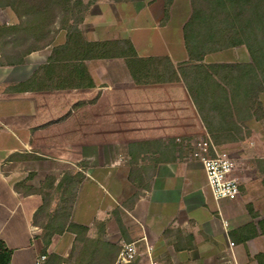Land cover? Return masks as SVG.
<instances>
[{
    "label": "crops",
    "instance_id": "crops-1",
    "mask_svg": "<svg viewBox=\"0 0 264 264\" xmlns=\"http://www.w3.org/2000/svg\"><path fill=\"white\" fill-rule=\"evenodd\" d=\"M130 1H96L78 26L83 41L127 40L139 58L187 63L190 0H173L166 20L164 0ZM17 23L0 11V26ZM66 44L61 30L13 63L0 40V240L10 264H44L52 254L74 262L82 247L75 234L66 229L45 246L34 223L45 179L55 188L67 172L83 177L69 223L119 251L134 244L136 264H264L262 120L239 141L243 153L249 146L239 197L217 201L202 167L176 143L209 137L183 82L138 84L123 58L85 60L78 75L79 62L67 58L74 44ZM217 54L204 63L220 64Z\"/></svg>",
    "mask_w": 264,
    "mask_h": 264
},
{
    "label": "trees",
    "instance_id": "trees-1",
    "mask_svg": "<svg viewBox=\"0 0 264 264\" xmlns=\"http://www.w3.org/2000/svg\"><path fill=\"white\" fill-rule=\"evenodd\" d=\"M92 1L95 3L98 0ZM171 3L172 0H164L165 20ZM56 5L63 7L66 15L75 14L73 8L77 10L82 8L83 10L78 11L81 16L76 20V25L84 21L89 8L82 0H77L75 5H71V0H41L34 19L30 14L33 12L32 9L20 14L16 8H11L18 20L17 25L0 26L1 46L8 49L11 55L10 58H5L7 61L19 63L31 52L51 45L57 33L63 28L58 24L55 26L53 20L51 27L44 29L42 21L46 18L45 13H48L46 8ZM190 6L191 14L183 27L188 62L177 68H174L168 59L139 58L127 40L87 43L83 41L77 27L66 30L67 44L64 49L70 51L71 49L67 47L71 42L74 44L73 55L70 53L67 58L79 62L78 67L74 69L78 75L85 73V67L81 63L85 60L123 58L133 80L138 84H165L181 80L212 142L221 145L224 142L242 141L245 137L243 130L247 129L245 125L253 118L251 110L259 105L260 94L264 93V0H190ZM67 7L71 10H67ZM69 22H72L71 17L64 25ZM24 30L27 32L39 30L51 37L41 45L31 46L17 39L16 34ZM2 42H5V47ZM235 47L246 48L251 58L250 64L204 63L206 56ZM53 88L55 87L49 89ZM82 179L81 175L73 176L67 172L55 186L54 190L58 194L71 195V204L67 208L57 205L54 209H49L40 190L39 195L43 204L34 216V223L43 230L45 246H49L54 234L61 235L66 229L76 235V241L80 242L82 247L74 262H68L69 264H114L119 252L117 247L99 240H90L86 237L85 227L69 223L76 190ZM130 181L133 182L132 178ZM49 182L47 186L44 185L45 188L54 186V181ZM136 196L130 201L134 202ZM41 218H45L46 223H40ZM71 258L72 255L69 260ZM10 261L11 251L0 240V264H10ZM62 262L63 259L52 254L45 259L44 264Z\"/></svg>",
    "mask_w": 264,
    "mask_h": 264
},
{
    "label": "rangeland",
    "instance_id": "rangeland-1",
    "mask_svg": "<svg viewBox=\"0 0 264 264\" xmlns=\"http://www.w3.org/2000/svg\"><path fill=\"white\" fill-rule=\"evenodd\" d=\"M135 1V0H134ZM133 1V2H134ZM187 1V0H186ZM77 2V0H71V5H75ZM83 3H85V5H87L88 11L90 9V7L94 4V2L92 0H82ZM132 2V0L130 1ZM173 2V0H172ZM177 2L179 4L183 3V0H177ZM39 4H41V0H0V11L6 10V11H11V8L13 9L16 8L20 14L23 13H27L28 10H33L31 14V18H35L36 12L39 11V7H37ZM87 6H85V8L87 9ZM183 6V5H182ZM180 7V6H178ZM186 7L188 9V4H186ZM36 9V10H35ZM48 13H45V20L42 21V23H44V25L42 26L44 29L47 28L49 29L51 26V22L54 20L55 21V26H57V24L59 26H61L63 29L62 30H67L70 27H77L80 26L76 25V20L81 16L80 12H78L79 10H77L76 8H73L75 11V14H69L66 15V10L61 7V6H55V7H51V8H46ZM67 10H71V8L67 7ZM81 10H83L81 8ZM80 10V11H81ZM88 14V12H87ZM86 14V16H87ZM5 16V15H4ZM85 16V17H86ZM37 17V16H36ZM71 17V21L74 22H69L66 25H64L65 21ZM5 19H7L6 17H4ZM29 19V15H27L26 20ZM85 20V19H84ZM34 22H36L34 20ZM63 24V25H62ZM81 35V34H80ZM17 39L22 41V42H26L28 45L30 44L31 46H37V45H41L43 44L46 39L49 37H51V35H46L43 32L41 33L39 30L36 32H27V31H20L19 33L16 34ZM216 58H219V60H221L220 64H229V65H236L239 63H251V58L250 55L248 53V51L246 50L245 47H235V48H231L228 50H224L220 53L217 54V56H213ZM212 65V64H209ZM251 112L253 113V118L252 120L248 123L249 128L243 130L245 136H250L251 134V125L255 122V121H260L262 120L261 126L263 127L264 131V93L260 94L259 97V105H256V107L254 106L251 110ZM261 130V128H260ZM260 134L263 136L264 138V132ZM224 142V141H223ZM226 144V146L223 148L224 152L228 153L229 156L234 160L235 164H236V172H235V176L239 179L240 181V188H241V181L243 179V174H244V169L247 166V162L248 160L243 159V156H248V154L245 153V150L249 149L246 147H249L248 145H244L243 149H244V153L241 149V147L239 146V142H229V143H223ZM252 146V145H251ZM49 181H54V179L52 178H46L44 181L43 185H48V183H50ZM41 193L43 194L49 209H54L57 205H62L63 207L67 208L70 206L71 204V195L67 194L66 196H64L63 194H58L55 190H54V186H52L51 188H45V186L43 188L40 189ZM76 198V195H75ZM65 199V200H63ZM75 204V199H74V203ZM48 209V211H49ZM40 223H46V219L45 218H41L40 219ZM112 245V244H111ZM72 251H75V247L72 249ZM78 252V250H77ZM77 252L75 254H77ZM76 256V255H75ZM135 262V261H134ZM116 263V262H115ZM114 263V264H115Z\"/></svg>",
    "mask_w": 264,
    "mask_h": 264
},
{
    "label": "built area",
    "instance_id": "built-area-1",
    "mask_svg": "<svg viewBox=\"0 0 264 264\" xmlns=\"http://www.w3.org/2000/svg\"><path fill=\"white\" fill-rule=\"evenodd\" d=\"M191 162L199 164L215 200L235 201L240 195V181L235 176L236 164L228 153L218 150L210 137L177 138ZM44 258L41 257V260ZM137 259L134 244H123L115 264H129Z\"/></svg>",
    "mask_w": 264,
    "mask_h": 264
}]
</instances>
